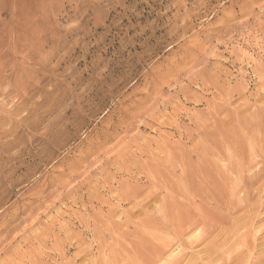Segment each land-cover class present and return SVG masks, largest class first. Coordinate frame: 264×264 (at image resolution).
<instances>
[{"label":"rangeland","instance_id":"374dc122","mask_svg":"<svg viewBox=\"0 0 264 264\" xmlns=\"http://www.w3.org/2000/svg\"><path fill=\"white\" fill-rule=\"evenodd\" d=\"M263 196L264 0H0V264H208Z\"/></svg>","mask_w":264,"mask_h":264},{"label":"bare ground","instance_id":"6f19581e","mask_svg":"<svg viewBox=\"0 0 264 264\" xmlns=\"http://www.w3.org/2000/svg\"><path fill=\"white\" fill-rule=\"evenodd\" d=\"M250 114V113H249ZM256 124V123H255ZM235 135V134H234ZM235 137V136H234ZM261 138V137H260ZM249 143V142H248ZM245 144V143H244ZM251 144V143H250ZM236 146V145H235ZM244 146V145H243ZM234 148V147H233ZM251 149V148H250ZM237 153V152H236ZM257 153V152H256ZM261 154V153H260ZM235 155V154H234ZM238 155V154H237ZM257 155V154H256ZM258 156V155H257ZM254 159V158H253ZM251 161H255V160H251ZM237 162V161H236ZM234 163V162H233ZM252 163V162H251ZM256 164H258V163H256ZM255 164V165H256ZM238 165V164H237ZM237 165H235L236 167H237ZM242 166V165H241ZM240 166V167H241ZM260 166V165H259ZM235 167V168H236ZM240 167H238V171H239V169H240ZM258 167V166H257ZM234 168V169H235ZM243 168V167H242ZM256 168V167H255ZM254 169V168H253ZM252 169V170H253ZM257 169V168H256ZM236 170V169H235ZM234 170V171H235ZM263 170V169H262ZM233 171V172H234ZM237 171V172H238ZM256 172V171H255ZM233 174V173H232ZM234 174H237L236 172L234 173ZM256 175V174H255ZM256 178H257V176H256ZM260 178H262V177H260ZM245 180V179H244ZM244 180H242V181H244ZM262 179H260V181H261ZM246 181H249V179L248 180H246ZM255 181V180H254ZM255 183H258V182H256L255 181ZM249 184V183H248ZM247 184V185H248ZM243 185L245 186V184H242L241 186L243 187ZM252 185V184H251ZM249 186V185H248ZM237 187V186H236ZM246 187V186H245ZM241 188V187H240ZM247 188V187H246ZM245 189V188H244ZM243 190V189H242ZM245 192H246V189H245ZM233 193V192H232ZM243 194H246V193H243ZM263 195V194H262ZM257 197L258 196H256V199H257ZM264 197V196H263ZM245 198V197H244ZM244 198H242L243 200H246V199H244ZM250 198V197H249ZM252 199H253V196H252ZM243 200H241L242 202H243ZM261 200H263L262 198H261ZM240 201V202H241ZM249 201V200H248ZM247 200H246V202H248ZM242 202H241V204H242ZM246 202L244 203V204H246ZM234 203V202H233ZM258 203H259V201H258ZM243 204V205H244ZM250 204V203H249ZM253 204H255L256 205V203H253ZM238 205L239 204H237V206L235 207V208H238ZM247 205H248V203H247ZM249 206V205H248ZM254 207V206H253ZM232 208V207H231ZM247 208V207H246ZM246 208H244V209H246ZM249 208V207H248ZM262 208H264V206L262 207ZM255 209V208H254ZM233 210V209H232ZM253 210V209H252ZM256 210V209H255ZM258 211H256L255 213H254V215H250L252 218H253V220H252V222H256V220H258V218L261 216V213L262 212H264V210L262 211L261 210V208H260V210L262 211L261 213L259 212V209H257ZM233 211H235V210H233ZM233 211H229V213L231 212V215H232V213H233ZM245 211V210H244ZM249 211H250V209H249ZM246 214L248 213L247 212V209H246V212H245ZM252 213H253V211H252ZM212 214V213H211ZM246 214H244V215H246ZM250 214V213H249ZM264 213H262V215H263ZM250 216H248V215H246V220H248V222H250L251 223V226H252V222H251V220L249 221V219L247 218V217H250ZM244 217V216H243ZM262 217V216H261ZM263 219V218H262ZM243 220H245V219H243ZM259 220H261V219H259ZM229 221V220H228ZM228 221H226V222H228ZM199 222H201V221H199ZM263 222V221H262ZM232 223V222H231ZM231 223H229L228 225H230L231 226ZM200 224V223H199ZM203 224V223H202ZM226 224V223H225ZM234 224V223H233ZM236 224V223H235ZM259 224H260V222H259ZM258 224V225H259ZM189 225V224H188ZM209 225V224H208ZM257 225V224H256ZM257 225V226H258ZM210 227H213V226H211V225H209ZM208 226V228H210ZM227 226V225H226ZM229 226V227H230ZM235 226V225H234ZM233 226V227H234ZM241 226V225H240ZM249 224H245L242 228L240 227V229H245L246 231L243 233V234H241V238H239V239H242V238H244V239H242V241H243V243H242V246H240V248L238 247V248H236V249H234V250H231V251H226V254H224V252H223V250L221 249V247H220V245H216V243L215 244H211V246H207L206 247V252H208V254H207V256H208V258L210 259V261L211 262H209L210 264H252L253 262H251L252 260V257L251 256H253V252L254 251H256V253H257V251H258V253H260L259 251H262V252H264V240H262V242L261 243H257V241L258 240H261V239H263L264 238V228L262 229V230H260V231H257V233L255 234V235H251L250 234V227H251ZM255 226V225H254ZM198 227V223H193L192 222V224L186 229V232L187 233H191L194 229H196ZM204 227V226H203ZM229 227L227 228V229H229ZM253 227V226H252ZM204 228H206V227H204ZM214 228V227H213ZM212 228V229H213ZM216 228V227H215ZM231 228V227H230ZM238 228V227H237ZM211 229V230H212ZM232 229V228H231ZM234 229V228H233ZM232 229V230H233ZM202 230V229H201ZM206 230H207V228H206ZM230 230V229H229ZM194 231H197V229L196 230H194ZM208 231V230H207ZM235 231V230H234ZM240 231V230H239ZM209 232H211V231H209ZM213 232V231H212ZM211 232V233H212ZM224 232V231H223ZM228 232H231V231H228ZM236 233H237V231H235ZM251 232H252V229H251ZM193 233V232H192ZM210 233V234H211ZM231 233H233V232H231ZM253 233V232H252ZM193 234H195V233H193ZM213 234H215V233H213ZM212 234V235H213ZM223 234V233H222ZM225 234V233H224ZM239 234V235H240ZM199 236L200 235V233H196L195 235H192V236H194V237H196V236ZM183 236V235H182ZM229 236H230V234H229ZM232 236V235H231ZM210 237H212V236H210ZM219 237V236H218ZM220 237H222V236H220ZM230 238V237H229ZM191 239H192V237H191ZM223 239H224V235H223ZM227 239H228V237H227ZM234 239H235V237H234ZM234 239H232V240H234ZM237 239V238H236ZM239 239H237V241L239 240ZM209 240H210V238H209ZM225 240H226V236H225ZM193 241V240H192ZM195 241V240H194ZM214 241H216V240H214ZM218 241V240H217ZM216 241V242H217ZM228 241V240H227ZM240 241L241 240H239V243L238 244H240ZM226 242V241H225ZM192 243V242H191ZM213 243V242H212ZM232 243V242H231ZM230 245H232V244H230ZM234 247V246H233ZM262 252L260 253L261 254V256H262ZM257 253V254H258ZM162 254V253H161ZM256 254V255H257ZM264 254V253H263ZM176 255V254H175ZM171 257V256H170ZM259 257V256H258ZM159 258H161V257H159ZM257 257H255L254 256V259H256ZM165 259V258H164ZM253 259V260H254ZM262 259V260H261ZM157 260V259H156ZM260 260L262 261V262H260ZM178 262H179V260L178 261H176V262H173V261H171L170 259H168V261H167V263L168 264H178ZM257 262H260V263H264V256H262L261 258H258L257 259ZM208 263V264H209ZM259 263V264H260ZM190 264H199L198 262H196V263H190Z\"/></svg>","mask_w":264,"mask_h":264}]
</instances>
